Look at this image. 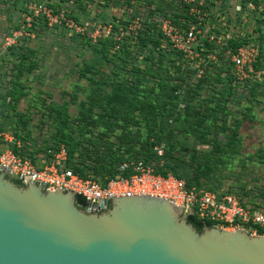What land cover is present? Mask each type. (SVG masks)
Masks as SVG:
<instances>
[{
	"label": "trees",
	"instance_id": "trees-1",
	"mask_svg": "<svg viewBox=\"0 0 264 264\" xmlns=\"http://www.w3.org/2000/svg\"><path fill=\"white\" fill-rule=\"evenodd\" d=\"M224 1L229 2V0ZM247 1L240 2L242 11L249 10L246 7ZM251 1L254 4V9L251 11L260 10L264 6V0ZM211 2L212 0L204 6L198 7L200 20L196 16L190 15V5L180 0L179 9L173 15H160L161 21H169L181 32L187 31L192 24H196L200 29L202 20L205 19L204 14L206 13V18H211L208 13V5ZM56 9L53 7L54 11ZM158 21L153 18L144 21L146 22L143 23L144 28L136 33L135 40L141 46L159 45L160 50L166 54L180 58L181 62L176 64L173 72L168 71L169 67L164 69L165 66L158 67L153 63L144 66L131 64L126 68V64L129 63L128 57H134L128 48L122 45V41L114 37L117 24L112 22L110 23L112 25L110 35L98 39L100 47L94 45L91 49L100 55V62L104 61L110 68L103 71L99 66L101 63L98 65L97 60L96 63L86 64L78 71V75L88 81L89 86L87 90L84 89V93H88L87 97L77 105L76 116L70 119L69 115L64 112L65 104L45 106L44 122L53 120L56 129L51 138L40 142L39 139L33 137L32 130H24L23 127H19L20 124L24 125L26 119L25 115L19 114L18 120H8V123L13 125L12 129L0 127V134L7 133L13 139V142L9 144L11 151L35 161L38 155L46 156L48 151H56L63 146L68 154V167L74 174L82 178L97 180L103 185L110 179L127 176L128 172L120 170L123 163L142 161L151 166L156 173L162 175L170 173L184 180L188 188L201 189L198 184V172L203 173L204 176L207 173L206 167L197 165L192 170V177H190L185 173V162L180 160L181 157H176L177 154L174 153L177 144L173 143L175 130L171 128V125L185 122L191 125L192 133H198L201 145H212L210 151L207 152L208 171L210 168L216 169L218 163L219 165L224 164L228 157L236 155L241 158L244 147L241 135L247 130L244 125H247L248 128L257 125L253 108L256 104L262 103L264 84H259L258 82L261 81L254 80L255 83L248 86L249 90H247L248 88L243 90L241 94L244 97L247 96L246 100L249 104L244 106L240 118L234 117L233 112L229 111L226 96L234 95L236 86L231 54L235 53L239 47L252 43H242L230 37L226 40L225 45L221 46L224 55L222 52L217 53L216 38L211 39V31L215 30L212 29L197 35V41L192 49L194 53L198 54V57L190 59L183 51L174 48L164 37L159 29ZM38 23L45 27L40 19H34L32 24ZM252 46L255 45L252 44ZM257 48L259 49L258 56L252 64L255 72L263 59L259 45ZM109 50L112 51L111 55H109ZM21 57L22 59L26 58L25 55ZM161 71L164 75L159 74ZM120 72H125L126 75H121ZM100 73V79L89 77V74L96 77ZM187 74L194 79L193 84L192 80L188 82ZM214 77L218 82H224L228 86L227 92L209 94L201 100L198 97L199 93L203 86H210L209 83ZM16 79L10 94H14L16 91L17 95H24L20 75ZM260 86L262 90H259ZM196 99L201 100L200 107L194 104ZM231 115L233 121L230 119ZM212 121L215 125H210ZM230 124L231 126H228ZM212 128L225 141L219 139L218 136L210 141ZM17 142L20 144L19 148L16 146ZM158 146L163 147L161 156L157 155L155 151ZM179 147L188 151L184 146ZM183 153L181 152V154ZM262 153L263 149L259 148L255 152V156L264 164V154ZM215 174L213 171L212 176ZM219 178L215 177L217 184L213 183L214 187L204 190L217 194H232L233 192L230 190L220 191L223 183ZM11 180L18 186L23 185L16 179L11 178ZM236 198L243 206L252 209L260 207L258 202L248 201L252 202V206H250L242 201L241 196ZM76 205L79 208L84 207V200L80 196H76ZM187 221L199 232L205 227H214L213 223L200 221L195 216H188ZM257 234L262 235L263 231L259 230Z\"/></svg>",
	"mask_w": 264,
	"mask_h": 264
},
{
	"label": "rangeland",
	"instance_id": "rangeland-1",
	"mask_svg": "<svg viewBox=\"0 0 264 264\" xmlns=\"http://www.w3.org/2000/svg\"><path fill=\"white\" fill-rule=\"evenodd\" d=\"M33 1L37 0H0V127L12 129L13 125H10L8 120L16 121L19 114L25 115L24 125L20 124L19 127L32 130L33 137L41 142L51 138L56 129L53 120L44 122L45 106L65 104L64 112L70 119L76 116L77 105L87 97L88 93L85 94L84 89L87 90L89 86V82L81 78L78 71L86 64L96 63L97 60L98 65L101 63L99 66L103 71L110 68L104 61L100 62V55L91 50L94 45L100 47L98 39L105 38L102 33L95 41L91 38L90 35L95 34L98 26L104 29L110 25L112 29L110 23L117 24L114 37L122 41V45H125L134 57H128L126 68L131 64L144 66L153 63L158 67L165 66L164 69L169 67L168 71L173 72L176 64L181 62L177 56L160 50L159 45L141 46L135 40L136 33L144 28L143 23L149 18L158 19L161 29L164 21H161L160 15H173L181 5L180 0H75L73 5H64L63 8L73 23L80 27L87 23L84 33L59 28L46 29L39 23L28 27L24 24V19L29 16L27 5ZM208 8L211 18H206L205 13L201 28L197 30L201 34L215 29L211 33L212 37L216 38L217 53L222 52L224 55L221 46L225 45L228 38L233 37L242 43H252L256 48L259 45L263 54L256 72L252 65L241 75H237L234 70L235 93L232 96L224 94L229 111L233 112L234 117L240 118L244 106L249 104L247 96L241 94L243 90L254 84V80L264 84V6L256 11H242V7L237 11L235 3L212 0ZM111 54L112 51L109 50V55ZM22 55L26 58L22 59ZM21 64L23 66H20ZM120 74L126 75L125 72ZM159 74L164 75L162 71ZM19 75L24 95H17L16 91L10 94ZM187 76L188 82L192 80L193 84L194 79L188 74ZM89 77L100 79L101 73L96 77L89 74ZM209 85L203 86L199 96L197 95L201 100L209 94H223L228 89V86L224 82H218L216 77ZM259 90H262L261 86ZM261 99L262 103L253 108L257 125L250 128L244 125L247 130L241 135L244 146L241 158L236 155L228 157L224 164L218 163L216 169L210 168L208 171L207 168V152L212 145H201L198 133L191 132L189 123L172 124L171 128L175 130L173 143L177 144L174 153L185 162V173L192 177V170L197 165L206 167L207 173L204 176L198 172V184L202 190L214 187L213 183L217 184L215 177L218 176L223 183L220 191L230 190L236 197L241 196L242 201L250 206L252 202L248 201L258 202L259 210L264 212V164L255 156L259 148L263 149L264 154V124H261L264 122V97ZM201 100L196 99L194 104L200 107ZM230 119L233 121L232 115ZM210 125L215 124L212 121ZM215 136L217 137L218 133L212 128L209 140L213 141ZM218 138L225 141L220 135ZM179 146H184L188 151ZM213 171L216 173L214 176ZM246 229L254 235L249 227Z\"/></svg>",
	"mask_w": 264,
	"mask_h": 264
},
{
	"label": "water",
	"instance_id": "water-1",
	"mask_svg": "<svg viewBox=\"0 0 264 264\" xmlns=\"http://www.w3.org/2000/svg\"><path fill=\"white\" fill-rule=\"evenodd\" d=\"M187 217L147 195L79 208L74 192H49L34 178L21 182L5 167L0 264H264V236L217 227L199 232Z\"/></svg>",
	"mask_w": 264,
	"mask_h": 264
},
{
	"label": "built area",
	"instance_id": "built-area-1",
	"mask_svg": "<svg viewBox=\"0 0 264 264\" xmlns=\"http://www.w3.org/2000/svg\"><path fill=\"white\" fill-rule=\"evenodd\" d=\"M190 5L189 14L199 16L198 7L204 6L210 0H182ZM242 0H229L235 3V9L241 10ZM75 0H37L27 6L28 17L24 24L32 26L34 19H40L46 29H64L84 33L87 23L82 27L69 19L64 5H73ZM53 7L57 9L54 11ZM249 10L254 9L251 0L246 2ZM199 25V23H198ZM164 37L178 50L183 51L190 59L198 57L192 46L197 41L198 33L196 24H192L187 31H180L169 21L161 25ZM108 37L111 33V26L104 29L98 26L95 34H91L93 41L101 37ZM213 37H211L212 39ZM229 39V38H228ZM258 56V49L252 45L239 47L231 54V62L237 75L244 70L250 69L252 63ZM0 171L6 167L10 174L19 181L25 182L30 178L43 183L47 191L54 192L60 188L65 191L74 192L84 200V205L94 207L97 204L109 199L126 196L147 195L154 198H162L180 207L187 216H195L198 220L213 223L214 227L227 231L246 229L249 227L255 235L262 230L264 236V212L259 209H252L243 206L232 194L213 193L207 190L188 188L185 181L172 174L162 175L142 161L125 162L120 170L128 172L127 176H118L110 179L105 185L97 180L82 178L73 173L68 167V154L61 146L56 151H48V155H38L35 161L27 157H21L13 153L9 144L13 142L12 137L7 133L0 134ZM17 148L20 144L16 143ZM156 154H163V147L155 148Z\"/></svg>",
	"mask_w": 264,
	"mask_h": 264
}]
</instances>
